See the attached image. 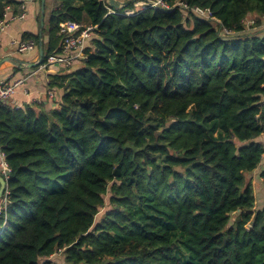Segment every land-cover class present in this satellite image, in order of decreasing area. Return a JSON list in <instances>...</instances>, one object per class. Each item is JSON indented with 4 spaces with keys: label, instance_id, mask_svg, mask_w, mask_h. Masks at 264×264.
<instances>
[{
    "label": "trees",
    "instance_id": "16d2710c",
    "mask_svg": "<svg viewBox=\"0 0 264 264\" xmlns=\"http://www.w3.org/2000/svg\"><path fill=\"white\" fill-rule=\"evenodd\" d=\"M55 1L42 64L62 52L61 23L97 30L83 63L48 75L55 108L0 103V264H264L246 182L260 168L264 184V34L244 25L264 21V0H179L218 27L177 0L128 17ZM21 4L0 0V19Z\"/></svg>",
    "mask_w": 264,
    "mask_h": 264
},
{
    "label": "built area",
    "instance_id": "2783aa9c",
    "mask_svg": "<svg viewBox=\"0 0 264 264\" xmlns=\"http://www.w3.org/2000/svg\"><path fill=\"white\" fill-rule=\"evenodd\" d=\"M106 2V0H100ZM132 11L126 13H117L114 9L108 8V14H117L121 16H135L137 14L143 13L148 9H158V10H170V6L164 0H135L133 4ZM175 7H179L185 11L191 12L193 17L209 21L215 27L220 25V21L213 15L212 11L209 8L202 7H188L187 4L183 1L177 0L174 3ZM24 6L21 4L20 12L13 15H9L11 9H6V12L3 14L2 19H0V31H2L8 23L13 20L23 19L25 16ZM97 30V25L76 23L73 21H65L59 25V34L62 37V52L60 54H52L47 57L45 63H41L39 68L46 69L51 68L53 72L58 73L61 70L74 69L78 64L83 63L86 59L85 50L89 46L90 40L93 38ZM221 33L223 35H232L233 32L222 28ZM16 47V51L20 55L29 54L37 49V44L34 40L27 41H17L13 42ZM4 59L0 56V65L3 63ZM49 83V81L47 80ZM24 83V80H0V103H7L11 97L16 93L17 89ZM47 96L49 99L54 98V92L48 91ZM0 176L7 178L9 174V168L5 162L3 154L0 153ZM5 205V200L2 202ZM1 210V206H0Z\"/></svg>",
    "mask_w": 264,
    "mask_h": 264
},
{
    "label": "crops",
    "instance_id": "0c3cea01",
    "mask_svg": "<svg viewBox=\"0 0 264 264\" xmlns=\"http://www.w3.org/2000/svg\"><path fill=\"white\" fill-rule=\"evenodd\" d=\"M24 6L25 16L23 19L13 20L0 31V56L4 59L0 65V80L14 81L24 80V83L17 89L16 93L6 104L15 108H22L24 105L42 104L45 110L55 108V103L47 96L50 91L47 84L48 75L55 73L51 68H31V63L38 61V48L36 51L20 55L16 51L13 42L21 40L24 33L38 35L44 43L47 42V34L44 35L43 28L38 29L40 22V10L48 4L49 20L51 12L57 8L58 3L54 0H15ZM124 2L129 0H116ZM9 15L15 14L13 11ZM45 17V16H44ZM87 24V23H84ZM55 100L60 98V93L54 92ZM1 161V156H0Z\"/></svg>",
    "mask_w": 264,
    "mask_h": 264
},
{
    "label": "rangeland",
    "instance_id": "374dc122",
    "mask_svg": "<svg viewBox=\"0 0 264 264\" xmlns=\"http://www.w3.org/2000/svg\"><path fill=\"white\" fill-rule=\"evenodd\" d=\"M48 8H49L48 4L43 5L42 10H40V15H39L40 22H39L38 29H39V27L43 28L42 30H43L44 35H46L48 33V31H47V29H48L47 16L49 14ZM254 19H255L254 16H248L245 19V21H244V25L246 27L245 33H247V34H259V35L264 34V21L260 22L259 25H256L254 23ZM48 79H49V77H48ZM54 97H55V94H54ZM259 140L264 141V136L260 137ZM263 161H264V159H263ZM263 161H262V163H263ZM259 173H260V168H257L252 173H250L249 175L246 176V182H250L252 190H253V194L255 197L256 209H262L264 207V184H263V182L259 176ZM108 209H109L108 198L105 197L104 207L101 208L99 215L96 217V220H98L102 216V214L105 211H107ZM236 215L237 214L231 215V219H230L229 224H231L233 222ZM50 259L52 262H54V264H64L63 256L61 253L54 254Z\"/></svg>",
    "mask_w": 264,
    "mask_h": 264
},
{
    "label": "water",
    "instance_id": "95a60500",
    "mask_svg": "<svg viewBox=\"0 0 264 264\" xmlns=\"http://www.w3.org/2000/svg\"><path fill=\"white\" fill-rule=\"evenodd\" d=\"M135 0H129V1H124V2H118L116 0H106L107 7L109 9H121V8H126L127 6L131 5L134 3ZM43 59V48H42V40H39L38 43V61L31 63L30 67L31 68H36L42 63ZM7 189V183L5 178L0 176V199L1 197L4 196L5 191Z\"/></svg>",
    "mask_w": 264,
    "mask_h": 264
}]
</instances>
